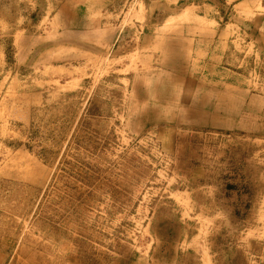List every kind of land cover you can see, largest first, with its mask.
Masks as SVG:
<instances>
[{
    "label": "rangeland",
    "instance_id": "obj_1",
    "mask_svg": "<svg viewBox=\"0 0 264 264\" xmlns=\"http://www.w3.org/2000/svg\"><path fill=\"white\" fill-rule=\"evenodd\" d=\"M0 264H264V0H0Z\"/></svg>",
    "mask_w": 264,
    "mask_h": 264
},
{
    "label": "crops",
    "instance_id": "obj_2",
    "mask_svg": "<svg viewBox=\"0 0 264 264\" xmlns=\"http://www.w3.org/2000/svg\"><path fill=\"white\" fill-rule=\"evenodd\" d=\"M204 6H206V8L203 9V10H205V11L211 10V8H210V7L208 8L207 5L204 4ZM194 10H195V9H194ZM194 10H193V11H194ZM196 10H197V9H196ZM201 10H202V8H200L198 11H201ZM182 14H186V11H184ZM182 14H181V15H182ZM205 15H208V14H205ZM183 16H184V15H183ZM185 16H186V15H185ZM180 17H181V16H180ZM194 20L197 21V22H201V21L204 22V21H207V16H204V17H203V16L199 15V17L196 16V17L194 18Z\"/></svg>",
    "mask_w": 264,
    "mask_h": 264
},
{
    "label": "bare ground",
    "instance_id": "obj_3",
    "mask_svg": "<svg viewBox=\"0 0 264 264\" xmlns=\"http://www.w3.org/2000/svg\"><path fill=\"white\" fill-rule=\"evenodd\" d=\"M141 6V5H140ZM202 22V21H201ZM186 23V22H185ZM198 25V24H197Z\"/></svg>",
    "mask_w": 264,
    "mask_h": 264
}]
</instances>
